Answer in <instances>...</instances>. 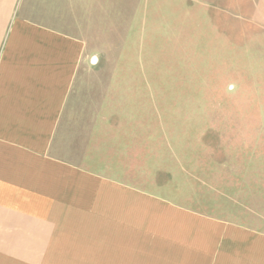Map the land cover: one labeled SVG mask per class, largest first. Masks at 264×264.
I'll return each instance as SVG.
<instances>
[{
    "label": "crops",
    "instance_id": "1",
    "mask_svg": "<svg viewBox=\"0 0 264 264\" xmlns=\"http://www.w3.org/2000/svg\"><path fill=\"white\" fill-rule=\"evenodd\" d=\"M103 7L0 0V264H264V230L171 200L167 170L142 168L151 84L119 56L106 76L71 35Z\"/></svg>",
    "mask_w": 264,
    "mask_h": 264
},
{
    "label": "rangeland",
    "instance_id": "2",
    "mask_svg": "<svg viewBox=\"0 0 264 264\" xmlns=\"http://www.w3.org/2000/svg\"><path fill=\"white\" fill-rule=\"evenodd\" d=\"M257 1L99 0L98 16L77 18L70 29L92 65L104 60L106 76L119 56L139 90L141 80L151 84L155 97L136 104L152 111L159 153L142 168L167 170L169 198L264 230V19ZM126 42L130 49L121 52Z\"/></svg>",
    "mask_w": 264,
    "mask_h": 264
}]
</instances>
